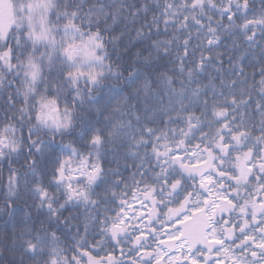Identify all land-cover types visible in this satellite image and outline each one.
Wrapping results in <instances>:
<instances>
[{
    "label": "snow or ice",
    "instance_id": "obj_1",
    "mask_svg": "<svg viewBox=\"0 0 264 264\" xmlns=\"http://www.w3.org/2000/svg\"><path fill=\"white\" fill-rule=\"evenodd\" d=\"M256 4L0 0V215L23 203L40 224L0 232V264H264ZM166 58L171 74L156 68ZM163 94L167 119L142 122L139 106ZM160 204L175 205L166 220Z\"/></svg>",
    "mask_w": 264,
    "mask_h": 264
},
{
    "label": "trees",
    "instance_id": "obj_2",
    "mask_svg": "<svg viewBox=\"0 0 264 264\" xmlns=\"http://www.w3.org/2000/svg\"><path fill=\"white\" fill-rule=\"evenodd\" d=\"M256 7H259V0H257V4ZM151 16V13H149V17ZM163 27V26H161ZM161 39L165 38L163 36L160 37ZM195 39L193 40V43H195ZM231 39L229 37H225L224 39V43L221 45L220 49L221 51H223L226 47H230L231 46ZM137 49L133 48L132 52L134 53ZM256 54L259 55V48H257L256 50ZM127 58V57H126ZM242 63H244L245 65H250L251 63H255L254 59L252 58L251 54H249L248 57H246ZM156 68L157 70H167L170 72H174L175 69L173 67V63H172V58H166L164 60H160L156 63ZM246 70L251 73L252 68L251 67H247ZM201 83H206L208 80L207 75L205 74H201L200 77ZM107 97V91H105L104 94V98ZM169 97L166 94H163V102L159 101L158 97H153L151 100L148 101L147 106H145L143 103L139 106V114L141 115L142 118V122H147L144 120L145 115H152L153 114V110H155L156 113V125L155 126H159L160 125V121L161 119L166 120L167 117L164 115V113L162 111H160L161 109L165 108V106L167 105V101H168ZM104 102V99L102 98L101 103ZM3 101L0 100V104H2ZM173 104H175V98L173 99ZM176 107H178V105H175ZM3 115V112L0 111V116ZM97 121H99V123L102 125L103 124V115L97 116L95 113H90L88 115L87 118V124L92 125L97 123ZM133 123L135 124V121H133ZM183 127L182 124H172L170 125V127ZM124 148H120L118 151V157L121 159V162L123 163V158H124ZM113 159V155L111 152H109V154L105 157L106 161H111ZM129 163H131V159H129ZM107 166V164H106ZM121 171L123 172V174L125 176L129 175L128 170L126 169H121ZM122 187V186H121ZM115 191L119 192L120 188H116L114 189ZM99 191V189H98ZM25 199L28 200V204L32 203V200L28 197H25ZM159 199V198H157ZM147 204H149L148 202H146ZM149 206L151 207V205L149 204ZM168 207H175L174 204H168ZM168 207H164V205L160 204L157 205V213L160 219L166 220L167 218L163 215L164 213L167 212ZM65 215H67V212L65 213ZM36 216L37 213H35L33 211L32 213V217H26L25 216V206L23 205V203H21L15 210L13 216L11 217H4L3 215H0V232H3L5 230V228H7V230L9 232L12 231L13 227L16 228H23L25 225H28L29 227H31L33 225V223L35 222L36 227L39 228L40 224L39 222L36 221ZM40 220H44L45 217L44 216H40L39 217ZM156 219H154V226L156 224ZM45 227H47V225H45ZM151 227V226H150ZM156 228H158L157 226H155ZM57 235L60 236L61 233L57 232ZM61 241H64V237L61 236ZM151 243V242H150ZM150 246H152V243L149 244ZM125 251H127V249L125 248ZM95 254V253H94ZM104 253H101V255H103ZM117 255H119V252L116 253Z\"/></svg>",
    "mask_w": 264,
    "mask_h": 264
},
{
    "label": "rangeland",
    "instance_id": "obj_3",
    "mask_svg": "<svg viewBox=\"0 0 264 264\" xmlns=\"http://www.w3.org/2000/svg\"><path fill=\"white\" fill-rule=\"evenodd\" d=\"M146 203V202H145ZM147 207H145L144 209H141V211L144 213V220H143V223H141V228H144V225L148 223V220H147V212H148V208H150L149 204H147ZM135 208L139 209L140 208V205L139 203H136L134 205ZM155 226H157L158 228H161V224L159 223V220L156 221V224ZM164 231H170V229L165 225L164 226ZM145 232H147V229H145ZM161 239H166V237L164 236H161ZM152 242L151 239H149L148 243ZM155 245L153 244L152 247H154Z\"/></svg>",
    "mask_w": 264,
    "mask_h": 264
}]
</instances>
